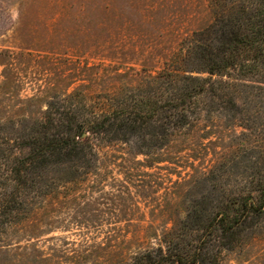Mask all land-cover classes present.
<instances>
[{"label": "rangeland", "instance_id": "374dc122", "mask_svg": "<svg viewBox=\"0 0 264 264\" xmlns=\"http://www.w3.org/2000/svg\"><path fill=\"white\" fill-rule=\"evenodd\" d=\"M223 2L0 0V142L20 157L49 112L55 123L110 111L114 100L163 103L157 77L174 65L180 86L210 77L197 70L206 60L187 52L201 31L216 52L224 47ZM246 81L216 86L215 101L204 96L191 123L155 152L142 153L137 139L91 136L89 166L41 170L48 195L18 198L0 229V264H129L159 246L192 199L253 191L264 178V78ZM221 264H264V220L222 251Z\"/></svg>", "mask_w": 264, "mask_h": 264}, {"label": "trees", "instance_id": "16d2710c", "mask_svg": "<svg viewBox=\"0 0 264 264\" xmlns=\"http://www.w3.org/2000/svg\"><path fill=\"white\" fill-rule=\"evenodd\" d=\"M225 2L224 23L220 26L224 47L216 52L213 40L207 41L206 31H201L195 33L196 38H192L195 45L187 52L207 61L206 67L197 70L208 72L210 77L186 76L180 86L174 65L175 68L166 69L157 77L165 83L163 103L158 100L143 105L135 97L117 103L114 100L116 107L110 111H76L70 117H57L55 123L49 112L39 123L44 129L30 133L19 145L23 152L20 157L8 153L7 139L2 137L0 229L17 215L11 214L21 195L25 198L48 195L42 171L59 165H90L95 153L91 136L134 144L137 139V148L142 153L155 152L191 123L204 96L207 103L215 101L210 100V93L216 95L219 90L216 86L225 90L234 85L235 79L246 81L252 75L264 78V0ZM232 105L236 106L235 102ZM186 215L162 235L158 247L145 249L129 264H221L222 251L233 248L237 239L241 240L242 235L264 220V178L253 191L194 198Z\"/></svg>", "mask_w": 264, "mask_h": 264}]
</instances>
